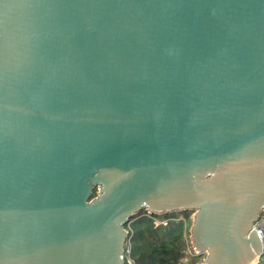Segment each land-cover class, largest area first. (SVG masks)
<instances>
[{"label":"water","instance_id":"1","mask_svg":"<svg viewBox=\"0 0 264 264\" xmlns=\"http://www.w3.org/2000/svg\"><path fill=\"white\" fill-rule=\"evenodd\" d=\"M141 210L257 258L264 0H0V264H126Z\"/></svg>","mask_w":264,"mask_h":264},{"label":"trees","instance_id":"2","mask_svg":"<svg viewBox=\"0 0 264 264\" xmlns=\"http://www.w3.org/2000/svg\"><path fill=\"white\" fill-rule=\"evenodd\" d=\"M181 212L185 217L191 213ZM177 214L178 212L149 215L141 210L131 216L126 224V246L129 247V253H125V256L132 260V264H186L183 258L186 251L187 220L174 218ZM188 259L187 264H194L198 256L190 255Z\"/></svg>","mask_w":264,"mask_h":264},{"label":"built area","instance_id":"3","mask_svg":"<svg viewBox=\"0 0 264 264\" xmlns=\"http://www.w3.org/2000/svg\"><path fill=\"white\" fill-rule=\"evenodd\" d=\"M252 228L256 231V233L258 234V236L260 237L261 242H262L261 251L258 253L257 258L252 262V264H264V216L263 215L259 216L254 221ZM257 231H260V232H257ZM187 249L189 250L188 243H187ZM190 250H191L190 251L191 255L198 256V260H196L194 264H205V262H204V254L203 253L198 254L194 250V248L191 247V246H190ZM125 253H127V254L129 253V247L126 246V245H125ZM125 253H124V256H125ZM129 260H130V258L125 256L126 264H131L132 263L131 261L129 262Z\"/></svg>","mask_w":264,"mask_h":264},{"label":"rangeland","instance_id":"4","mask_svg":"<svg viewBox=\"0 0 264 264\" xmlns=\"http://www.w3.org/2000/svg\"><path fill=\"white\" fill-rule=\"evenodd\" d=\"M262 215L264 216V213H262ZM186 215H184V213H182V212H178V214H177V216H175L174 218H177V219H179V218H186V220H187V227H188V229H189V225H190V222H191V216H192V213H189V214H187V217H185ZM158 220H159V218H158ZM188 229L186 230V233H185V257L183 258L184 259V261H185V263L187 264V262H188V258H190V244H189V240H188V238H189V233H188ZM187 243H188V246H189V250L187 249ZM188 250V251H187ZM192 256V255H191ZM132 262V260L130 259L129 260V262ZM132 264V263H131Z\"/></svg>","mask_w":264,"mask_h":264}]
</instances>
